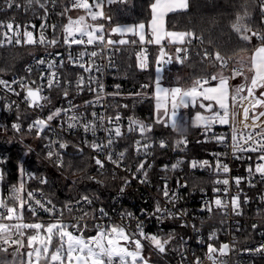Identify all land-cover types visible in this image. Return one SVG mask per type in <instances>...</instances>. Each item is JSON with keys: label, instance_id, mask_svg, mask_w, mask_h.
I'll list each match as a JSON object with an SVG mask.
<instances>
[{"label": "snow or ice", "instance_id": "1", "mask_svg": "<svg viewBox=\"0 0 264 264\" xmlns=\"http://www.w3.org/2000/svg\"><path fill=\"white\" fill-rule=\"evenodd\" d=\"M39 4L40 8L46 9V5L39 3V0H35ZM128 0H70L71 8L65 6L61 16L67 15L72 9H81L85 13L78 18L73 19L71 16L67 18V24L63 25V43L71 49L73 45L81 46L80 51L76 57H72L69 54L68 62L74 66L83 69L84 72L89 73L87 77V85H85V77L79 75L76 79L77 91H83V88L87 86L90 91H103V85L99 84L98 77L93 76L92 73H102L103 66L97 63V60L107 59L108 66H112L111 57L114 52L121 51V46L124 45H137L141 46L145 44L159 45V55L157 57V65L161 63H171L172 58L166 51L167 46H175L176 61L183 64L188 59V48L185 45H190L192 40L198 37L192 31H168L165 26V17L169 13L182 12L188 9L189 0H151L149 9L151 13V20L148 24L149 32H146V25L139 23L136 25H117L111 27L110 30L105 29L103 23H96L97 21L106 20L109 24L112 22V17L105 12V7L114 3H127ZM7 7L13 6V0H6ZM55 5L56 0H52ZM20 7V5H16ZM28 7H32V0H29ZM261 14L264 16V3H261ZM242 12L236 14L235 20L231 24L232 30L237 34L239 40L245 45H250L252 38L255 37L259 42L254 46L251 54L248 55V49L246 47L241 48L239 52L234 56L225 57L219 51L213 54L205 51L203 59L208 60L212 67L219 66V71L208 76L197 77L193 80L190 87L184 88L176 86L172 88H164L160 84V69L157 68L156 77V109L157 116L155 123L163 124L165 127H171L173 131L178 134H182L185 130L177 120V114L179 108L196 107L203 109V112H197L193 119V125L196 127H202L205 132L212 130L216 124L228 125L231 127V142L233 149V156L240 158L237 154L240 152L258 153L256 157L255 167L250 164L248 166L249 176L259 175L261 180H264V122L257 123L261 117H264V110L257 113L256 109H264V31L254 29L251 26V15L247 10V4L241 5ZM89 19L93 23H89ZM35 27L34 25L32 26ZM45 25H41V33L39 38L34 37L32 31H29L27 27L23 32L20 31V26L12 23L4 24L0 22V47H6L15 44L16 46L24 45H39L46 50L49 47H55L59 40L55 37L49 39L44 35ZM55 31L56 26L53 25ZM114 34L124 37L127 34H131L137 39H113ZM147 37V39H146ZM167 42L166 44L164 42ZM94 50L89 51V47ZM141 52H146L145 48H141ZM141 52L136 53L138 66L145 68L147 65L141 61ZM59 55V53H57ZM87 57V59H85ZM167 58V59H165ZM235 58V63L230 69V75H224L225 70H229V62ZM147 60V56H144V61ZM36 66H45L44 70L40 72V80L42 83L37 84L36 81H28L27 77H20L19 79H13L11 82L0 79V87L8 92H12L19 96L20 92H17L12 85H18L22 92H24V102L28 104L30 108L43 109L49 104L50 97L42 95L46 90L50 91L53 87H59L61 84V76L58 69L63 68V61L57 63L55 60H47L41 57L35 61ZM33 69L29 65L26 68V72L30 75ZM241 77L243 82L231 87L230 80ZM46 81V83H43ZM212 81H217L216 86H208ZM93 83L98 84V89H93L91 85ZM70 84V81H69ZM119 86H117L118 88ZM146 87V86H143ZM163 93L167 102L171 105V112L167 108L163 112H160V94ZM63 95L68 97L67 89L64 90ZM98 102V101H97ZM207 102V103H205ZM92 103V102H86ZM240 106L243 110L244 121L249 118L252 119V125L243 123V128L236 126V107ZM11 107V106H10ZM77 106L69 103L67 108H56L51 111L46 118H37L31 124L28 125V130H36L37 135L44 132L45 129L50 127V123L53 120L61 118V130L66 129L71 131L76 128H82L84 133L91 134L93 141L91 147L93 151L104 153L105 160L114 164L117 168H120L126 157L127 149L124 151L116 152L113 146L117 143L118 139L124 136L122 132L120 120L121 116L117 112L115 117L107 116L93 112L91 115L93 119L87 121L83 115H77L74 111ZM123 107H127L124 105ZM71 113V115H69ZM107 121V123H106ZM21 125L14 123L12 128L19 132ZM251 128V131H247ZM259 128L260 131H256ZM98 131H103L106 136V140L97 141ZM127 131L129 133L139 132L140 135L147 140V134L152 132V125L145 124L141 121L129 118ZM217 143H224L226 136H215ZM59 143V148L64 149L68 145L56 141ZM154 142L142 143L140 140L135 142V151L137 155L143 152L145 155H150L148 149L153 147ZM180 144H186V139L183 137L176 141V146ZM165 141H160V147H165ZM49 151L47 157L51 159L54 155L51 151V144L48 145ZM115 157V158H114ZM95 164L98 166V170L103 174L105 167V161H102L98 157L93 158ZM251 159V157H249ZM147 161H142L138 167L137 172H143L145 179L141 183L147 180V171H145V164ZM58 167H62V161L58 162ZM178 165L173 164L171 167L174 170ZM150 168L151 165L149 164ZM191 167H209L207 160L205 161H192ZM167 166H165V170ZM223 171V173L229 172L227 164L221 163L219 154H217L215 172L217 175ZM23 173V169H21ZM31 178V176H30ZM135 177V174L133 175ZM2 179V174H0ZM95 179V178H92ZM241 177L235 178V183L239 186ZM42 184H46L47 180L42 179ZM97 183H101L97 181ZM130 183L125 180L124 186L121 187L120 192L123 193L124 188ZM215 183L224 185L229 184L228 179L216 180ZM186 186V185H182ZM25 188V182L23 176L21 177L19 186H12L11 199L15 202L13 206H9L6 201L0 200V220H16L18 223L5 224L0 223V244L2 245H16V249L13 252V256L20 252V249L24 245V230H31L33 234L27 235V262L26 264H40L43 260L45 264H149L148 259L143 255L144 243L148 244L158 251L164 253L166 251V245L170 243L173 238L171 235L168 238L162 239L157 234H149L144 229V224L140 220H136L135 230H130L126 224L115 223H95L93 229L95 235L85 236V232L88 231L87 222L85 218L89 216L88 212H84L81 216L75 218V223L65 222L63 219V210L57 209L52 204L51 200L46 202L38 199L35 191L27 192V199H25L20 193ZM219 191V189H216ZM227 193V188L224 189ZM164 197L173 202L179 199L175 193L169 196L167 184L164 186ZM81 200L88 204L92 203V200L88 196H82ZM247 202V200L245 201ZM80 203V201H77ZM216 207H224L225 205L220 199L214 201ZM27 210L35 217L38 210H43L48 213L52 219L45 224L44 222L24 223L23 214L25 206ZM48 205H52L49 207ZM231 205L233 211L239 215L237 211L240 207L239 196H233L231 198ZM69 213L73 211L71 206L65 205ZM207 210L212 211V207L208 206ZM101 217L107 214L103 209H100ZM150 217H156L159 221L163 222L165 218H178L177 214L171 212L168 208H161L159 203L156 204L153 213L148 214ZM132 213L122 214L121 219H133ZM92 219H96L95 216ZM194 227V226H193ZM256 225H253L255 228ZM14 236L20 237L19 239L13 238ZM215 234L209 236V240L215 239ZM207 258L213 261V264H217L213 254L219 252L220 255H226V250L229 249L228 244H221L219 249H216L211 243L207 245ZM0 251L7 252V247H0ZM256 252L264 251V245L255 249ZM34 258V259H33ZM196 264H200L199 258L196 260Z\"/></svg>", "mask_w": 264, "mask_h": 264}, {"label": "built area", "instance_id": "2", "mask_svg": "<svg viewBox=\"0 0 264 264\" xmlns=\"http://www.w3.org/2000/svg\"><path fill=\"white\" fill-rule=\"evenodd\" d=\"M39 3L45 4L46 9L40 8L35 0H32V7H28L29 0H13V6L11 8L7 7L6 0H0V22L4 24L12 23L14 29L16 25H19L21 33L27 27L29 31L33 32L36 38H39L41 33V25H45L44 35L49 39L55 37L59 40V43L55 47H49L47 50L39 45L20 46L28 49V59L22 64L18 72L6 76L0 75V79L11 82L13 79L27 77L29 82L34 80L37 84H40L42 83L40 80V72L45 69V66L42 65L38 68L35 61L44 57L47 60H55L57 63L63 61V68L58 69L61 76V84L59 87H53L50 91L46 90L42 93V95L49 96L51 101L43 109L30 108L24 102V92L21 91L18 85H12V87L17 92H20L19 96L0 87V136L8 138L9 140L12 139L8 135V128L13 132L12 125L18 123L21 125L20 130L19 132L14 130L15 132L19 135L22 132L32 133L34 135L32 138L19 135L17 137L33 153L39 147L47 155V152L50 150L48 145L51 144V151L54 153L51 160L56 166L60 161L64 165L62 157L67 152H74L76 154L80 152L82 154L87 153L91 157L97 173L102 176H109L115 181L116 189L113 194L115 196L112 201L113 206L109 208L100 204L95 213H90L85 218V221H82V223L87 222L88 224V231L85 232V236L96 234L93 229V224L95 223L126 224L130 230H135L136 220L138 219L143 222L144 229L147 233L157 234L162 239L168 238L169 235L173 237L170 243L166 245V251L164 253L159 254L154 249L160 257V261L166 264H196L197 258H199L200 264H213V261L207 258V245L209 243L216 249H219L221 244L229 245V249L226 250V255H220L219 252L213 254L217 264H258L260 260H264V251H255L256 248L264 245V180H261L258 174L250 177L247 171L250 164L253 168L255 167L258 153L240 152L237 154L240 158L234 157L231 142V127L221 126L220 124L214 125L212 130L208 132V135L202 138V141L208 142L213 146L202 158L192 157L190 155L189 139L187 136H183L186 139V144H180L177 147L176 141L182 137L170 139L156 135L154 128L155 108L152 113L141 109L144 84L132 82L126 75L122 74L121 66L118 62L120 51L114 52L112 55V66H108L107 59L97 60V63L103 66L102 73L93 72L92 75L98 77L99 84L103 85L102 92L90 91L87 86L83 88V91H77L76 79L79 75H83L85 77V85H87L89 73L70 64L68 58L69 54L72 57H76L82 51V48L81 46L73 45L69 49L63 43V26L59 27L58 25L56 3L54 5L52 0H39ZM16 5H20V7ZM33 25L35 26L34 28L32 27ZM53 25L56 26L55 31L53 30ZM112 38L115 39L113 36ZM130 46L133 49L132 55L135 58L136 53L141 52L142 47L146 49V52H141V59L145 55L148 57L151 47H157L158 51L160 47L154 44ZM6 47L18 46L13 44ZM91 50L94 49L90 46L89 51ZM171 58V63H161L159 65L156 63V68L163 71L168 70L175 62L172 56ZM234 63L235 58L229 62L227 76L231 74L230 69ZM29 65L33 69L30 75L26 72V68ZM213 82L216 81H212L211 83ZM43 83H46V81ZM117 86L119 87L117 88ZM190 86H185L184 88ZM91 87L98 89V84L93 83ZM172 87L176 86L165 85V88ZM65 89L68 91L67 98L63 95ZM70 102L77 106L74 110L76 114L83 115L87 121L93 119L91 115L93 112L97 113V115L103 114L105 117H115L117 112L120 114L121 130L124 136L118 139L117 143L113 146L116 152L127 149L126 157L120 168L105 160L107 150L104 153L93 151L90 145L94 138L91 134L86 135L82 128L69 131L65 126L64 130H61L63 116L53 120L50 123V127L40 133L39 136L35 129L32 131L28 130V125L35 119L38 117L46 118L56 108H67ZM166 103L170 114L171 105L167 101ZM124 105H127V107H123ZM240 109V106H237L235 110L237 112L236 126L243 128V123L252 125L253 121L251 118L244 121L243 115H240ZM130 117L145 124L152 125V132L147 134V140L139 132L129 133L127 131ZM262 122H264V117H261L260 121H257V123ZM251 130L249 128L247 131ZM256 131H260V129L257 128ZM221 135L226 136V140L224 143H217L215 136ZM96 139L97 141L106 140L105 133L98 131ZM137 140H140L142 143L154 142L153 147L148 149L150 155H145L143 152L137 155L135 151V142ZM162 140L166 144L163 148L160 147V141ZM56 141L66 143L68 146L61 149L59 148V143H54ZM217 154H219L221 163L228 165V173H223L221 170L219 175L216 174ZM94 157L105 161L103 174L98 170V166L93 159ZM145 160L147 161L145 164L147 180L141 183L145 177L143 172H137V167ZM194 160H207L212 167L192 168L191 162ZM149 164L151 165L150 168L148 167ZM173 164L178 165L174 170L171 167ZM165 166H167L166 170ZM21 169H23V180L25 182V188L22 194L27 199V192L35 191L29 188V182L39 183L43 178L34 175L29 167L25 165H21ZM134 174L136 178H133ZM237 177L242 178L239 186L235 183V178ZM224 179L229 180L228 185L215 183L216 180L223 181ZM125 180L130 181V183L124 188L123 193H121L120 189L124 186ZM165 183L167 184L169 196L171 197L175 193L179 199L169 202L164 197ZM225 188H227V193L224 191ZM216 189H219V191H216ZM35 192L38 199L44 202L47 201L42 194L37 191ZM237 195L239 196L240 205L237 210L240 212L239 215L233 211L231 205V198ZM216 199H220L225 206L216 207L214 203ZM246 200L247 202H245ZM157 203H159L161 208H168L171 212L176 213L178 218H165L161 222L154 216L150 217L148 214L154 212ZM66 205L72 207L73 211L71 213H69L65 205L56 208L63 210V219L68 223H75V218L81 216L79 210L91 211L94 207L93 201L91 204H88L82 200L77 204ZM48 206L51 207L52 205ZM208 206L212 207L211 212L207 210ZM25 209L27 210V205ZM100 209H103L107 215L101 217ZM27 212L29 211L27 210ZM125 213H132L134 218L131 220H122V214ZM35 216H37L36 219L28 220L23 218V222L48 223L52 219L43 210H38ZM93 216L96 219H92ZM18 222L16 220H4L0 223L14 224ZM253 225H256V227L253 228ZM211 234H215L216 238L209 240ZM13 238L19 239L20 237L14 236ZM143 243L151 247L147 241H143ZM0 247L16 249L17 246L0 244ZM176 255L178 258H174Z\"/></svg>", "mask_w": 264, "mask_h": 264}, {"label": "trees", "instance_id": "3", "mask_svg": "<svg viewBox=\"0 0 264 264\" xmlns=\"http://www.w3.org/2000/svg\"><path fill=\"white\" fill-rule=\"evenodd\" d=\"M150 2L151 0H128L127 3H114L106 6L105 12L112 17V22L109 24L108 21L101 20L96 23H103L106 30L117 25H136L139 23L148 25L151 17L148 7ZM245 3L252 18L251 26L254 29L264 31V16L261 14L260 7L264 0H189L187 10L172 13L166 17L165 26L168 31H192L198 37L192 40L190 45H185L188 48V59L183 64L176 61L175 46H167L166 51L175 59V62L169 70L165 71L164 81L166 85L171 84V78L175 72L181 73L180 85L185 87L190 86L197 77L208 76L219 71L218 65L212 67L208 60L203 59L205 51L213 55L219 51L228 57L234 56L241 48L246 47L248 49L247 54L251 53L253 47L259 43L256 38H252L250 45H245L231 28L236 14L242 12L241 5ZM65 6L71 8L70 0H56L59 27L65 25L68 16L74 10L72 9L67 15L61 16L60 13L63 12ZM131 39L133 38H129V40ZM132 54L133 49L130 45L121 47L118 56L121 72L132 82L143 83L146 86L143 89L141 109L152 113L155 108L153 93L156 60L159 51L157 47L149 49L147 67L144 69H140L137 59ZM28 57V49L20 46L1 47L0 75L6 76L18 72ZM227 73L228 70H225L224 75ZM193 110L196 109H187L190 114ZM154 128L156 135L170 139L187 136L189 152L192 157L202 158L213 147L210 143L202 141V138L208 135V132L206 133L202 127H188L184 134L175 133L169 127L158 123H155ZM8 135L12 139L9 140L0 136V174H2L0 191L1 200L6 201L9 206H13L15 203L11 199L13 195L12 186L18 187L23 176L21 165L29 167L37 177L47 180L46 184L29 182V188L42 194L46 200H51L56 207L77 204V201H81V197L85 195L93 201L94 207L91 211L79 210L81 215L84 212L95 213L100 204L109 208L113 206L116 183L109 176H102L97 173L89 154L78 155L74 152H67L62 157L63 167H58L53 164L51 159L47 158L43 149L38 147L39 149L37 148V151L35 150L36 152L33 153L25 148L17 138L19 136L32 138L34 136L32 133L22 132L19 135L8 128ZM97 181L101 183H97ZM20 194L23 196L22 192ZM36 217L25 209L24 219H36ZM2 221L4 220H0V222ZM25 231V246L15 256H13L14 248H7V252L0 251V264H25L27 235L33 234L31 230ZM143 253L150 258L153 264H166L160 261V257L154 249L146 244H144ZM174 258H178V256L176 255ZM40 264H45V262L41 260ZM258 264H264V260H260Z\"/></svg>", "mask_w": 264, "mask_h": 264}, {"label": "rangeland", "instance_id": "4", "mask_svg": "<svg viewBox=\"0 0 264 264\" xmlns=\"http://www.w3.org/2000/svg\"><path fill=\"white\" fill-rule=\"evenodd\" d=\"M91 1V0H90ZM85 13L83 12V10H81V9H74L73 10V12H72V14H70V16L73 18V19H76V18H78L80 15H84ZM89 23H93L90 19H89V21H88ZM65 24H67V21L65 22ZM107 31V30H106ZM141 61L142 62H145L146 63V65H147V60L146 61H144V58H142L141 59ZM147 67V66H146ZM145 67V68H146ZM140 69H142V68H140ZM144 69V68H143ZM170 69V68H169ZM168 69V70H169ZM167 71V70H166ZM180 74L181 73H179V72H175L174 73V75H173V77L171 78V83H177L178 85H180V78H181V76H180ZM165 75H166V73H165V71H163V70H160L159 71V76H160V84H161V86L162 87H164L165 85H166V82L164 81L165 80ZM226 76H227V74H226ZM156 77H157V68H156V72H155V81H156ZM236 79H238V78H236ZM239 79L240 80H233V81H235L234 83L236 84V83H238V82H243L242 81V78L241 77H239ZM169 81V80H168ZM232 81V82H233ZM217 83V81L216 82H214V83H211L210 85H212V86H214L215 84ZM181 86V85H180ZM209 86V85H208ZM236 86V85H235ZM181 87H184V86H181ZM153 97H154V101H155V112H154V120H156V116H157V109H156V104H157V99H156V84H155V86H154V93H153ZM160 104H161V108H160V112H163L164 111V109L165 108H167V105H166V98L164 97V94L163 93H161L160 94ZM241 109H240V115L242 116L243 115V110H242V107H240ZM168 109V108H167ZM236 110V109H235ZM261 110H264V109H260V108H257L256 109V111H257V113L259 112V111H261ZM203 112V111H201V110H193V112L190 114L185 108H179L178 109V114H177V120H178V122L181 124V125H183L184 126V128H185V130H184V132L182 133V134H184L185 132H186V130L188 129V127H196V126H194L193 125V119H194V117H195V114L197 113V112ZM221 126H228V125H221ZM169 129H171L172 130V128L169 126ZM173 131V130H172ZM175 133H177L176 131H174ZM23 146L25 147V148H27V146L26 145H24L23 144ZM28 150V149H27ZM29 151H31V150H29ZM27 152V151H26ZM32 152V151H31ZM0 181H1V179H0ZM0 200H1V191H0ZM27 251H29V249L27 248ZM27 251H26V253H27ZM143 255L145 256V258L146 259H148V261H149V264H153L152 262H151V260H150V258L146 255V254H144L143 253ZM23 258V257H22ZM34 259V258H33ZM26 262H27V256H26V261H25V264H26Z\"/></svg>", "mask_w": 264, "mask_h": 264}, {"label": "crops", "instance_id": "5", "mask_svg": "<svg viewBox=\"0 0 264 264\" xmlns=\"http://www.w3.org/2000/svg\"><path fill=\"white\" fill-rule=\"evenodd\" d=\"M107 6V5H106ZM169 14H172V13H169ZM168 14V15H169ZM167 17V16H166ZM166 17H165V20H166ZM150 20H151V17H150ZM150 20H149V22H150ZM149 24V23H148ZM129 26H131V25H129ZM146 32H149L150 33V30L148 29V25H146ZM113 37L115 38V39H120V38H124V39H127V38H136V39H138V37H133L131 34H127V35H125L124 37H121V36H119V34H114L113 35ZM165 44L167 43L166 41L164 42ZM155 46H159V45H156V44H154ZM251 54V53H250ZM250 54H248V55H250ZM243 81V80H242ZM235 81H233V82H229V84H230V86L231 87H235V85H238V84H240V82H238V83H234ZM218 83V82H217ZM216 83V84H217ZM242 83V82H241ZM216 84L214 85V86H216ZM170 85H174V86H180V85H178L177 83H171ZM209 86H212V85H209ZM164 88H165V86H164ZM167 101V100H166ZM205 103H207V102H205ZM166 105H167V103H166ZM189 108H191V109H196V110H201V111H204L203 109H201V108H199V105L197 104V106L196 107H189ZM188 108H186V110H187Z\"/></svg>", "mask_w": 264, "mask_h": 264}, {"label": "water", "instance_id": "6", "mask_svg": "<svg viewBox=\"0 0 264 264\" xmlns=\"http://www.w3.org/2000/svg\"><path fill=\"white\" fill-rule=\"evenodd\" d=\"M82 153L80 152L78 155H81ZM156 252H158V251H156ZM159 253V252H158ZM159 254H162V253H159Z\"/></svg>", "mask_w": 264, "mask_h": 264}]
</instances>
